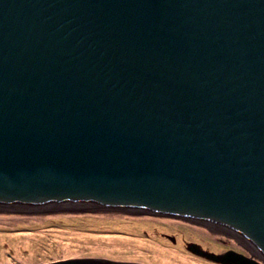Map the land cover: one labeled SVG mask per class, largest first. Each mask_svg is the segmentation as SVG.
Returning a JSON list of instances; mask_svg holds the SVG:
<instances>
[{
    "label": "water",
    "instance_id": "obj_1",
    "mask_svg": "<svg viewBox=\"0 0 264 264\" xmlns=\"http://www.w3.org/2000/svg\"><path fill=\"white\" fill-rule=\"evenodd\" d=\"M97 207L264 264V0H0V222Z\"/></svg>",
    "mask_w": 264,
    "mask_h": 264
},
{
    "label": "rangeland",
    "instance_id": "obj_2",
    "mask_svg": "<svg viewBox=\"0 0 264 264\" xmlns=\"http://www.w3.org/2000/svg\"><path fill=\"white\" fill-rule=\"evenodd\" d=\"M217 226L152 213L97 207L41 224L0 222V264H47L88 254L147 264H222L189 246L192 227Z\"/></svg>",
    "mask_w": 264,
    "mask_h": 264
},
{
    "label": "flooded vegetation",
    "instance_id": "obj_3",
    "mask_svg": "<svg viewBox=\"0 0 264 264\" xmlns=\"http://www.w3.org/2000/svg\"><path fill=\"white\" fill-rule=\"evenodd\" d=\"M239 243L241 244V246L244 248L245 250V255L247 256H252V257H255L257 259H259V257L257 256V254L255 253V251L246 243L242 242L241 240H239ZM241 253V252H240Z\"/></svg>",
    "mask_w": 264,
    "mask_h": 264
},
{
    "label": "bare ground",
    "instance_id": "obj_4",
    "mask_svg": "<svg viewBox=\"0 0 264 264\" xmlns=\"http://www.w3.org/2000/svg\"><path fill=\"white\" fill-rule=\"evenodd\" d=\"M202 224V223H201Z\"/></svg>",
    "mask_w": 264,
    "mask_h": 264
}]
</instances>
